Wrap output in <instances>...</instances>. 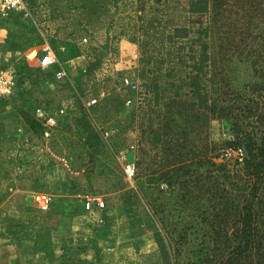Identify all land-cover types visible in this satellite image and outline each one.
<instances>
[{"label": "rangeland", "instance_id": "rangeland-1", "mask_svg": "<svg viewBox=\"0 0 264 264\" xmlns=\"http://www.w3.org/2000/svg\"><path fill=\"white\" fill-rule=\"evenodd\" d=\"M31 10L66 78L33 69L28 93L0 107L28 115L50 170L56 158L81 176L68 188L104 201L92 208L106 227L103 253L87 263L162 264L159 231L183 264H210L211 239L239 196L237 140L259 136L264 0H33ZM0 27L6 45L40 40L25 17ZM36 107L61 111L49 139Z\"/></svg>", "mask_w": 264, "mask_h": 264}, {"label": "crops", "instance_id": "crops-1", "mask_svg": "<svg viewBox=\"0 0 264 264\" xmlns=\"http://www.w3.org/2000/svg\"><path fill=\"white\" fill-rule=\"evenodd\" d=\"M27 51L19 39L6 45L0 38V64ZM11 107H0V264H88L103 253L101 210L78 212L87 190L68 184L81 176L69 175L56 158L49 160L58 169L50 170L29 140L28 115ZM12 116L18 124L8 121Z\"/></svg>", "mask_w": 264, "mask_h": 264}, {"label": "trees", "instance_id": "trees-1", "mask_svg": "<svg viewBox=\"0 0 264 264\" xmlns=\"http://www.w3.org/2000/svg\"><path fill=\"white\" fill-rule=\"evenodd\" d=\"M255 125L259 136L237 140L243 165L239 196L225 224L215 233L219 235L211 239L210 264H264V111L256 117ZM153 238L162 264H183L180 253L176 257L171 254L169 241L159 231ZM181 241L175 243L181 246Z\"/></svg>", "mask_w": 264, "mask_h": 264}, {"label": "built area", "instance_id": "built-area-1", "mask_svg": "<svg viewBox=\"0 0 264 264\" xmlns=\"http://www.w3.org/2000/svg\"><path fill=\"white\" fill-rule=\"evenodd\" d=\"M32 3L33 0H0V23L15 17L28 18L40 37L38 44L30 47L24 55H17L14 59L5 60L0 64V103L10 101L19 92H23L24 95L28 93L30 90L29 73L33 69L40 71L52 69L56 79L66 78V71L57 59L55 50L34 20L31 10ZM123 83L133 86L128 78H125ZM95 103L96 99L94 98L86 105L89 107ZM58 112L51 111L46 107L35 108V119L40 124L45 139H49L57 128ZM133 172V168L128 166L125 171L128 179H132ZM93 206L101 209L104 207V201L95 196H88L85 199L84 208L88 210Z\"/></svg>", "mask_w": 264, "mask_h": 264}]
</instances>
